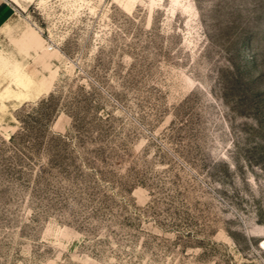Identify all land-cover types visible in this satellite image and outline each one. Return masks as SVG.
<instances>
[{"label": "rangeland", "instance_id": "obj_1", "mask_svg": "<svg viewBox=\"0 0 264 264\" xmlns=\"http://www.w3.org/2000/svg\"><path fill=\"white\" fill-rule=\"evenodd\" d=\"M16 13L41 91L0 112V264H264V0Z\"/></svg>", "mask_w": 264, "mask_h": 264}, {"label": "crops", "instance_id": "obj_2", "mask_svg": "<svg viewBox=\"0 0 264 264\" xmlns=\"http://www.w3.org/2000/svg\"><path fill=\"white\" fill-rule=\"evenodd\" d=\"M34 0H0V37L4 38H16L15 33L24 34L23 43L33 41V34L28 27L23 25L20 19L17 17L16 11L24 13L29 3ZM19 69V63L15 60L9 59L6 53L0 48V80L4 77L10 76V80L3 88H0V93H5L7 89L13 90V94L10 93L9 97L5 101L11 100L13 104L14 98L18 97L19 102L25 99H29L31 96L41 91V86L37 85L30 73L22 72ZM4 98V97H3Z\"/></svg>", "mask_w": 264, "mask_h": 264}, {"label": "bare ground", "instance_id": "obj_3", "mask_svg": "<svg viewBox=\"0 0 264 264\" xmlns=\"http://www.w3.org/2000/svg\"><path fill=\"white\" fill-rule=\"evenodd\" d=\"M10 93L13 94V90L12 89H11V91H10V89H7L5 93L4 92L3 93H0V110H2L3 108H5L4 104H5V101L6 100H9L7 98L9 97ZM17 103L19 104L18 97L14 98V100H13V104H15V106H16Z\"/></svg>", "mask_w": 264, "mask_h": 264}]
</instances>
